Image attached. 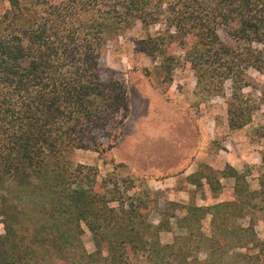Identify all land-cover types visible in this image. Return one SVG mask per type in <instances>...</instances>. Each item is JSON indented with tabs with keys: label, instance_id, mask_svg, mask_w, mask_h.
Listing matches in <instances>:
<instances>
[{
	"label": "trees",
	"instance_id": "16d2710c",
	"mask_svg": "<svg viewBox=\"0 0 264 264\" xmlns=\"http://www.w3.org/2000/svg\"><path fill=\"white\" fill-rule=\"evenodd\" d=\"M0 5V264H264V239L254 227L257 212L264 221V176L250 189L230 164L210 170L212 190L220 178H233V199L168 201L152 221L148 189H135L132 178L113 171L99 177L96 167H73L67 159L75 149L114 146L113 131L129 103L125 83L102 57L109 41L137 29L142 35L133 49L160 61L162 81L170 84L184 64L207 96L223 95L230 80L228 128L249 123L255 103L243 88L250 85L249 68L264 71L256 46H264V0ZM172 222L178 231L163 242ZM81 223L91 234V252L82 245Z\"/></svg>",
	"mask_w": 264,
	"mask_h": 264
},
{
	"label": "rangeland",
	"instance_id": "374dc122",
	"mask_svg": "<svg viewBox=\"0 0 264 264\" xmlns=\"http://www.w3.org/2000/svg\"><path fill=\"white\" fill-rule=\"evenodd\" d=\"M220 34L225 38L223 32ZM141 35L139 29L118 35L109 41L102 57L125 83L129 103L128 116L113 131L114 146L103 152L75 149L67 155L69 163L73 167L79 163L96 167L99 177L113 171L132 178L135 189H148L152 221L158 220V211L168 201L211 205L233 199V178H220V188L215 190L206 178L210 170L222 169L225 164L243 172L249 188L257 189L258 179L264 176V71L248 69L250 85L243 88V93L255 103V109L249 123L230 130L225 102L230 80L225 82L223 95L207 96L196 90L194 73L189 64H184L173 71L167 84L162 81L160 61L134 51L133 40ZM256 46L264 53V46ZM174 52L182 53L179 48ZM109 142L104 139L103 145ZM215 181L213 176L212 183ZM255 217V231L264 239L261 213ZM209 222L207 216L203 221L207 231ZM80 225L82 245L91 252V234ZM177 231L172 222L171 230L161 234L162 241L171 240Z\"/></svg>",
	"mask_w": 264,
	"mask_h": 264
}]
</instances>
